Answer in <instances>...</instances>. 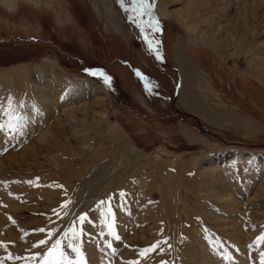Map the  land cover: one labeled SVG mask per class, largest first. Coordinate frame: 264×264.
I'll return each instance as SVG.
<instances>
[{"label":"rangeland","instance_id":"rangeland-1","mask_svg":"<svg viewBox=\"0 0 264 264\" xmlns=\"http://www.w3.org/2000/svg\"><path fill=\"white\" fill-rule=\"evenodd\" d=\"M211 1L0 0V264H264V0Z\"/></svg>","mask_w":264,"mask_h":264},{"label":"bare ground","instance_id":"bare-ground-1","mask_svg":"<svg viewBox=\"0 0 264 264\" xmlns=\"http://www.w3.org/2000/svg\"><path fill=\"white\" fill-rule=\"evenodd\" d=\"M218 1V0H217ZM211 0H208L207 2H205V5L203 4V0H188V4H187V9L185 11V14L184 15H179L177 14V21L179 23L182 24V26L188 31V33L191 35L192 39H197V36L198 34L196 33L197 30H198V18H197V15H199L198 13H201L203 11H208V8L209 7H212L210 4H211ZM214 2H216V0H214ZM240 3V2H239ZM214 5V3H212ZM196 6V9L197 11H193L192 9V6ZM216 5V4H215ZM163 7V6H162ZM210 12V11H208ZM159 14L163 17H165V13H164V10L162 9H159ZM239 15V14H238ZM241 15V14H240ZM195 19V20H193ZM242 21H243V18H242ZM245 21V20H244ZM246 24V23H244ZM235 26V25H234ZM245 27V25H243ZM247 26V25H246ZM249 28V27H248ZM247 28V29H248ZM244 29V28H243ZM242 29V31H243ZM252 29V28H251ZM250 29V30H251ZM248 31V30H247ZM216 41V40H215ZM219 42V41H218ZM218 42L215 44L216 48L217 49H220L221 45H218ZM196 43H197V40H196ZM213 43V42H212ZM240 43V42H239ZM183 56H178L179 58V62L181 63L182 66H185L186 65V61L182 58ZM44 65L42 63V66H33L32 67V72H36L38 74H40V77H43V78H46L48 75L50 76L51 78V81L52 82H55L57 81V88L59 89H63L64 87H67V86H70L72 87L70 90L71 93H74V94H78L79 96H84L85 94H90L91 92H93L92 90V84H90L88 81H74V82H69L67 79H65L64 77H62L58 70H57V66H56V63L55 61L49 59V58H45L44 59ZM187 67V65H186ZM31 69V67H30ZM30 69L28 68H20L18 71L19 73H23V74H27ZM256 69V72H260L258 70V68H255ZM15 70V69H13ZM17 70L13 73H17L18 72ZM29 74V73H28ZM248 74H252V73H248ZM254 77H256L257 79L261 80L262 82H264V71L262 70V72L258 73V74H254ZM57 79V80H56ZM89 83V84H87ZM35 87V86H34ZM185 99H186V104H187V107L196 112L197 113V110L195 109V102L192 98V96L190 95H187L185 96ZM86 110V109H85ZM84 109L82 111L86 112ZM89 111V110H88ZM199 111V110H198ZM237 122V121H236ZM95 123V122H94ZM119 135V134H118ZM84 138V137H83ZM113 140V138H112ZM117 141V142H116ZM113 143H119L121 144L122 146L126 147V140L122 139V138H119L117 140H113ZM112 143V144H113ZM129 145V144H128ZM130 146V145H129ZM93 151L92 152H96V154L98 155V153L100 154V152H98L99 150L98 149H94V147L91 148ZM111 149V148H109ZM113 149V148H112ZM117 149V148H116ZM90 153V150L88 151ZM91 152V153H92ZM109 153V152H108ZM106 154V153H105ZM88 155V154H87ZM93 155V154H92ZM97 155H93L94 156V159L97 161L98 159L96 158ZM107 156V155H105ZM98 162V161H97ZM95 162V163H97Z\"/></svg>","mask_w":264,"mask_h":264},{"label":"snow or ice","instance_id":"snow-or-ice-1","mask_svg":"<svg viewBox=\"0 0 264 264\" xmlns=\"http://www.w3.org/2000/svg\"><path fill=\"white\" fill-rule=\"evenodd\" d=\"M153 5L150 4V3H147L146 0H129V7L133 8L134 10H136L138 12V15L139 16H145V15H149L148 13V9H150ZM143 10V11H141ZM143 31V29H142ZM145 41L146 43H148V46H149V50L152 51V47H151V42L147 39V37H145ZM157 59H160L159 55H157ZM102 75V74H101ZM137 75H140L139 73H137ZM105 79V83H108V78L107 77H104ZM3 128V125H0V129ZM123 195V194H121ZM85 219V217L81 216L80 217V220L83 221ZM40 231H44L43 229H41ZM51 235V234H49ZM75 235V233H74ZM260 239L264 240V237H261ZM47 243V241H40V244H45ZM60 241L57 240L55 245H53V249L57 248L59 245H60ZM51 251L50 250V254H51ZM64 259L63 257V253L61 252L60 253V260H53L51 262V264H61V261Z\"/></svg>","mask_w":264,"mask_h":264},{"label":"crops","instance_id":"crops-1","mask_svg":"<svg viewBox=\"0 0 264 264\" xmlns=\"http://www.w3.org/2000/svg\"><path fill=\"white\" fill-rule=\"evenodd\" d=\"M75 98V97H74ZM33 115H35V114H33ZM33 124V123H32ZM45 130V129H44ZM42 133V132H41ZM41 134H39V136H40Z\"/></svg>","mask_w":264,"mask_h":264}]
</instances>
